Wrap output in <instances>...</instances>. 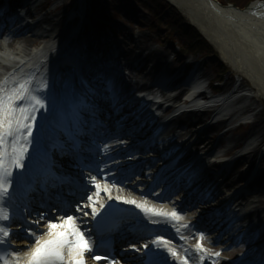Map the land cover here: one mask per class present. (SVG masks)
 I'll use <instances>...</instances> for the list:
<instances>
[{"label":"snow or ice","instance_id":"6c2138e0","mask_svg":"<svg viewBox=\"0 0 264 264\" xmlns=\"http://www.w3.org/2000/svg\"><path fill=\"white\" fill-rule=\"evenodd\" d=\"M46 87V85L44 86ZM46 98L34 94L29 81L15 84L9 88L8 81L0 83V247L7 245L0 253V264H86L85 256L90 254L94 260L107 259V254H97L98 248L104 241L103 224L105 217L101 215V209L105 207L99 202L101 191L109 192L107 185L102 186L95 176L91 177V183L96 189L93 195H87V203L77 207L76 211H83V208L91 209V218L96 221L95 231L87 233L81 229L79 218L67 212L56 219V222L48 221L46 232L37 233L33 229H24L23 233L10 231L11 222H15L9 213V207H13L14 199L12 193L18 190H26L35 186L37 182L42 187L58 186L63 183L64 177L57 175L54 163L42 162L38 174L29 171L25 161L29 157V146L33 144V129L35 127L36 113L47 107ZM111 199V196H109ZM124 203L134 204L145 213L154 216L178 220V213L173 210L171 213L147 208L144 204H138L135 200H125ZM88 216V212H83ZM99 218V219H98ZM43 214L33 223L40 225ZM155 222V221H153ZM186 227V225H185ZM96 236L95 246L90 237ZM23 239L29 242V249L23 258L19 253L23 249L15 248L11 252L12 239ZM204 239L203 234L200 240ZM170 242L163 237L157 236L153 244L159 246L167 245ZM149 245H143L149 249ZM198 251L204 252L201 243L196 245ZM139 251V249H137ZM168 251L172 256L178 253L171 248ZM219 256L220 253H215ZM109 264H119L113 257ZM147 264H156L155 261H148ZM187 264V261H184Z\"/></svg>","mask_w":264,"mask_h":264},{"label":"rangeland","instance_id":"374dc122","mask_svg":"<svg viewBox=\"0 0 264 264\" xmlns=\"http://www.w3.org/2000/svg\"><path fill=\"white\" fill-rule=\"evenodd\" d=\"M75 0H55V3L60 5L63 9L67 6L68 2H74ZM85 4L83 7V14L87 17L88 16V6L89 0H85ZM169 1V0H168ZM165 0L166 3L170 4V1L168 2ZM223 1V0H219ZM249 0H239L238 1V7H242L243 4L248 2ZM146 3V4H145ZM165 3H163L164 5ZM149 3L146 2V0H91V10L89 14V24L88 26H85L80 33V38L77 39V44H80L81 51L80 57L81 60H89L93 62L96 66L102 67L106 62L109 60V54L112 50H123L126 52L127 56L125 57L127 59V62L129 64L132 63L133 58L135 54L139 53H146L147 51L153 50L157 53H159L163 60H161L159 63L153 64L149 63L150 65L154 66H161L162 67H169L174 68L177 66L178 61H186L192 60L193 58L188 57H181L180 53L178 51L177 47H174V45H183L185 40H179L176 38L177 31H174L173 33H170V39L168 38V34L170 31L164 27V25L157 26L155 17L153 16L152 12L148 9ZM74 7V6H73ZM175 7V6H173ZM182 14L184 15L185 19L190 23V19L185 13V10L182 8H178ZM74 9V8H73ZM72 9V10H73ZM62 10V9H61ZM71 10V11H72ZM57 11H51L47 13L44 16V19L41 20V23L48 27V29L53 28L55 31H60L65 29V25L59 22L65 21V16L69 13L68 10H66L63 14L57 16ZM159 14V18L163 19V15ZM192 23V22H191ZM155 25L158 28L151 27ZM167 31V35L164 37V34ZM28 38H32L30 36H27ZM205 37V36H204ZM48 39V38H47ZM205 39H207L205 37ZM39 40H46L39 39ZM215 51H217L219 58H210L207 56L200 55L202 59L200 60V66H199V72L204 73L206 78L211 79L212 77L216 78V70L215 66L213 65L214 62L217 60L220 61L221 64L226 65L229 68V72L223 73V79H224V87L225 89L231 88L234 86L235 82L238 80V84H244L247 86H250L252 89V84L250 83L249 79L245 77L244 74L241 72L235 71L232 69L229 62L225 61L217 49V47L211 43L208 39L206 40ZM42 44L40 41H36L33 43L32 47H39V45ZM31 48V47H30ZM94 48L95 50H91ZM144 50V51H143ZM134 53V54H133ZM198 55V56H199ZM196 56V55H194ZM197 58V57H195ZM184 59V60H183ZM119 61H121L119 59ZM125 61V67H123L124 72H126L129 77L130 81L133 83H136V81H140V84H144V82L147 80V76L145 73H142V75H137V73H134L131 71V69L128 67V63ZM120 66H122V62H119ZM139 68V67H138ZM122 69V67H121ZM159 68L154 69L155 71L154 75L159 73ZM237 84V85H238ZM241 85V86H242ZM246 103L251 104L254 102H257V108L251 110V117L257 113V111L261 110L262 107H264V104L262 106V103H264V95H259L257 89H254V96L251 98H246L244 100ZM250 110V109H249ZM185 116V115H184ZM208 114L204 117L201 122L195 123L193 126L198 125L200 123H203L207 120ZM183 119V116L180 118ZM252 119V118H251ZM184 123V121H182ZM182 125L184 129L187 128L186 124H179ZM179 127V126H178ZM173 128V125L171 126ZM220 131V126H214L211 133L206 135L205 142L212 140L214 143L221 142L223 145H221V149L223 152L227 151L230 146H234L237 143L240 145L243 143V139L247 136L254 133L253 131H257L258 135L264 134V111L261 112L259 115L256 114L253 123L242 127L241 129L236 130L235 132H228L222 137H219L217 133ZM257 135V136H258ZM216 136V137H215ZM215 137V139L213 138ZM264 139L263 137H261ZM237 139V141L233 140ZM260 145L256 147V151L261 146V140L259 141ZM264 142V140L262 141ZM213 143V142H212ZM232 149V148H231ZM230 149V150H231ZM228 150V152L230 151ZM255 152V151H254ZM255 154V153H254ZM253 154V155H254ZM254 159V158H253ZM252 159V160H253ZM247 160V158H246ZM251 163V162H250ZM246 164L243 163V161H239L237 164L233 166L231 169V173L236 175L237 179H235L228 187H225V190L227 188L229 189H236L239 187V183L243 180V178L248 173V167L243 168L242 165ZM241 174V177L239 175ZM257 181L258 184L264 183V159L260 161L258 165L257 170ZM206 195V193L204 194ZM251 197H254L255 195H249ZM254 200L256 201L255 205H257V209L253 215H251V207L250 205L248 207H245L244 209V220H247L246 223L251 224V229H256L257 227H263L264 228V194L259 195L258 197H255ZM213 203V202H209ZM217 233H214V236H217ZM252 237H248V240H251ZM216 246L219 247V249H226L228 248V254L225 256L232 257L234 261H237L241 255H243L248 249L251 248L250 241L248 245H243L242 243L239 244L236 247L230 246V244H220L216 243ZM230 255V256H229ZM221 264H229L223 259L221 260Z\"/></svg>","mask_w":264,"mask_h":264},{"label":"bare ground","instance_id":"6f19581e","mask_svg":"<svg viewBox=\"0 0 264 264\" xmlns=\"http://www.w3.org/2000/svg\"><path fill=\"white\" fill-rule=\"evenodd\" d=\"M169 1L178 8L184 9L185 13L187 14L191 22L195 26H197V28L205 35V37L217 47V49L221 53L222 58L230 63L232 69L244 74L245 77L249 79L253 89H257L259 95H264V5L263 4H260L258 1H255L252 3L251 8H248L247 10L243 11V10L234 9L230 6H222V5L220 6L213 0H169ZM60 33H63L62 36L66 34L63 31L57 33V31L53 30V28L48 29V31H40L36 33L38 39L46 38V40L44 41L41 40V43H43L42 47L41 45H39V47L35 49H32L34 39L27 38L22 35L18 37L14 36L13 38H11L10 41H8L6 45L5 44L2 45L0 43V75L2 74V71L6 69L9 70L12 67H15L21 61H25V62L27 61V63H30V60L34 59L40 54L41 55L39 59H37V62L46 64V61L48 60L49 56L53 54L54 50H56L61 44V42L56 44V42L60 37L59 35ZM52 39H54V41H52ZM138 55L140 57V62H142L144 66L148 65L149 63L156 64L159 63L161 60H163V57L159 53L153 50L147 51L146 53L142 52L139 53ZM121 56L126 57L127 56L126 52ZM28 57H30V60H27ZM156 68H153V70ZM139 74L142 75V71L137 72V75ZM201 76H205V74L201 73ZM188 80L190 84L192 83L193 85H195L192 77H190ZM205 80L208 81L209 78L205 77ZM7 81L9 82L11 81V79L9 78ZM135 85H137V83H135ZM241 85L242 84L240 83V86L233 93V95L238 97V95L241 93L236 103L241 102L242 105L239 108H236L234 111L231 109L233 108L232 107L233 105L227 106L226 102L224 101L225 99L222 97V95L213 96V98H211V103L215 105L216 109L218 110V113L221 114L223 111L227 109L232 110L233 113L228 115L230 117L229 118L230 120H234L235 118H237L238 114L243 113V111H247V113L250 114L252 113L251 110L256 109L258 107L257 102L248 104L244 101L246 98H251V94L253 90L250 86L244 84L242 86ZM125 86L127 87L126 91H128V89H131L133 87V83L130 82L128 84H125ZM171 87H173V85ZM194 87L195 86L191 87V89ZM189 113L190 114H185V116H183V119L177 118L174 120V123H179V121H184V124L187 125L185 131L188 133H190L191 130L195 128V126H193L195 123L201 122V120H203L204 117L206 116V113H194V112H189ZM224 113L226 114V112ZM256 114L259 115L260 110L257 111V113H255L251 117L252 119L249 118L250 119L249 122L254 121ZM204 123H201V125H199L200 128L203 126L202 124ZM213 128L214 126L207 125L198 134L197 140H201V141L206 140L205 138L206 135L211 133ZM253 132L254 133L251 134L250 139L255 138L258 141L261 140V146L263 147L264 142L262 141L264 139L261 137H263L264 134L258 135L257 131H253ZM233 140L237 141V139H233ZM210 144L212 143L207 141L203 146L204 149H208L207 150L208 152L211 150V148L208 147L210 146ZM254 149L255 148L253 147L249 150L248 154L246 155L247 158L252 157V154L254 153ZM263 152H264V147H263ZM254 163H255V159L253 164ZM253 164L251 167H253ZM150 167L153 168V164ZM225 173L226 172H224L221 176H217V177L211 176L210 178V180L212 181L211 186H214L210 194L216 195L215 198H217L218 200H220L225 193L230 192V189L227 188L225 190V187H228L235 179H237L236 175H234L230 171H228L226 176L222 178L223 175H225ZM171 176L172 174L169 175L166 179L170 178ZM239 177H241V174L239 175ZM205 180L202 181V185L198 187V189L196 190L197 191L196 194L200 189L203 188V184L205 183ZM254 181H256V178ZM113 182L114 181L110 180L106 183L105 182L101 183L102 186L107 185L110 191L109 192L101 191L99 194V201L102 200L104 196L107 197L110 195V193L114 191L116 187L111 186ZM129 185H130L129 183H125L126 187H128ZM129 189L132 192H135L133 189L131 188ZM95 192L96 189L93 186L92 195ZM250 193H253V195L255 196L250 198V196H248ZM263 193H264V186L256 185L254 188L250 189V192L248 194L241 195V198H243L244 205L250 200H252L250 201L251 215H253L257 209V205H255L256 201L254 200V198L258 197ZM200 200L201 202H205L204 198H201ZM131 205L135 209H140L136 207L134 204ZM144 205H146L147 208H150L147 204ZM202 207L207 208L205 204L202 205ZM140 213H145V212L141 210ZM154 217L157 216L152 215L150 212L146 213V215L144 216V218H154ZM163 218L164 217H159L158 221H163ZM217 219L218 218L215 215L209 217V221L214 224V227L218 224ZM80 224L82 225V222H80ZM185 225L186 224H180L178 227L180 229H184L186 228ZM226 231L229 232L228 229ZM224 253L225 252H221V254ZM214 255H215L214 253L205 252V251L202 252V256H201L202 261L198 262V264H204V260H209L213 258ZM249 255H251V251L247 253V256ZM213 264H220V263L219 261H216ZM236 264H240V263H236Z\"/></svg>","mask_w":264,"mask_h":264},{"label":"trees","instance_id":"16d2710c","mask_svg":"<svg viewBox=\"0 0 264 264\" xmlns=\"http://www.w3.org/2000/svg\"><path fill=\"white\" fill-rule=\"evenodd\" d=\"M153 7H151V11H162L164 6H162L163 0H148ZM235 5L238 6L239 0H231ZM246 5V2L243 6ZM242 6V7H243ZM164 26L168 28V30L174 31L177 30V37L179 40H185V43L181 46L182 50L185 52H201L204 55H212L216 56L217 52L213 49V47L202 37L199 31L191 26L185 17L178 12L176 9L171 8V12L164 19ZM170 32L168 35H170ZM228 70L224 65H222L220 72Z\"/></svg>","mask_w":264,"mask_h":264},{"label":"water","instance_id":"95a60500","mask_svg":"<svg viewBox=\"0 0 264 264\" xmlns=\"http://www.w3.org/2000/svg\"><path fill=\"white\" fill-rule=\"evenodd\" d=\"M214 1H216V0H214ZM216 2H217V1H216ZM258 2H259L260 4H263V5H264V1H258ZM229 6H232V5H229ZM251 7H252V5H250L248 8H251ZM248 8H247V9H248ZM247 9H246V10H247Z\"/></svg>","mask_w":264,"mask_h":264}]
</instances>
